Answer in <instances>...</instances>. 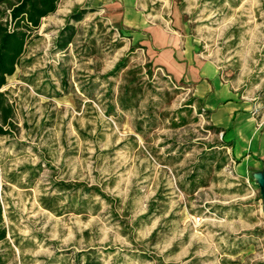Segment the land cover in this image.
Wrapping results in <instances>:
<instances>
[{"label": "rangeland", "instance_id": "obj_1", "mask_svg": "<svg viewBox=\"0 0 264 264\" xmlns=\"http://www.w3.org/2000/svg\"><path fill=\"white\" fill-rule=\"evenodd\" d=\"M127 10L250 100L255 155L151 64ZM1 92L0 264H264V0H58Z\"/></svg>", "mask_w": 264, "mask_h": 264}, {"label": "crops", "instance_id": "obj_2", "mask_svg": "<svg viewBox=\"0 0 264 264\" xmlns=\"http://www.w3.org/2000/svg\"><path fill=\"white\" fill-rule=\"evenodd\" d=\"M124 20L129 29L141 31L137 37L147 46L151 64L172 81L185 84L224 138L242 144L245 158L255 155L260 127L254 120L250 100L223 81L216 65L194 54L191 46L174 32L161 26L150 27L130 10L124 12ZM260 148L264 149V137Z\"/></svg>", "mask_w": 264, "mask_h": 264}, {"label": "trees", "instance_id": "obj_3", "mask_svg": "<svg viewBox=\"0 0 264 264\" xmlns=\"http://www.w3.org/2000/svg\"><path fill=\"white\" fill-rule=\"evenodd\" d=\"M58 0H0V137L12 134L14 110L1 89L12 76L26 44ZM6 239L0 200V242Z\"/></svg>", "mask_w": 264, "mask_h": 264}]
</instances>
